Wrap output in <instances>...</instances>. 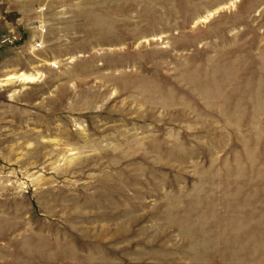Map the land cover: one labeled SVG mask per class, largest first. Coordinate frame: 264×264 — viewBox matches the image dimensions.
Masks as SVG:
<instances>
[{
	"label": "rangeland",
	"instance_id": "rangeland-1",
	"mask_svg": "<svg viewBox=\"0 0 264 264\" xmlns=\"http://www.w3.org/2000/svg\"><path fill=\"white\" fill-rule=\"evenodd\" d=\"M0 264H264V0H0Z\"/></svg>",
	"mask_w": 264,
	"mask_h": 264
}]
</instances>
